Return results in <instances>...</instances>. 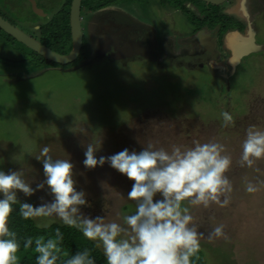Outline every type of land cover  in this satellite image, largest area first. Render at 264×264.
Returning a JSON list of instances; mask_svg holds the SVG:
<instances>
[{
	"label": "rangeland",
	"instance_id": "374dc122",
	"mask_svg": "<svg viewBox=\"0 0 264 264\" xmlns=\"http://www.w3.org/2000/svg\"><path fill=\"white\" fill-rule=\"evenodd\" d=\"M36 1L47 17H51L50 24L43 26L48 29L47 36L66 32L64 11L68 0ZM178 1L182 0H141L136 3L135 11L132 6H125L129 15L140 12L151 21L162 22L167 12L172 13L174 21L178 20L177 14L188 21V16L185 14L186 18L174 7ZM226 5L233 7L230 3ZM204 7L203 3H197L198 19L211 12ZM83 9L86 57L92 50L89 49L92 38L96 40L93 50H101L102 46L115 44L116 38H120L118 34L123 33L98 32L94 37L91 33L93 23L131 22L132 28L136 23L123 9L102 13V16L88 12L86 5ZM0 13L12 18L27 34L37 37L34 32H28L27 27L41 19L28 0H0ZM166 23L163 25L167 27ZM196 23L197 26L201 24L200 21ZM178 25L180 29L186 26L182 19ZM144 33L156 38V32ZM189 33L171 32L184 38ZM259 41L264 42V30L259 32ZM193 44L188 48L193 49ZM11 45L0 46V170L21 169L24 179L35 188L46 179L43 165L35 157L47 145L54 159H68L75 165L77 189L86 193L90 205L83 207L82 212L93 218L106 216V222L126 226L124 216L134 213L136 207L135 201L127 198L133 181L108 163L94 169L86 168L83 161L89 143L98 149L97 157H108L125 148L140 151L152 145L153 149L164 148L171 152L175 146L184 149L197 141L218 142L225 146L224 154L232 159L227 176L233 190L226 206L217 203L207 208L187 205L195 225L203 233L200 250L193 258H202L205 264H264V159L256 160L251 167L246 163L241 166L246 130L253 125L264 130V52L242 64L230 94L227 91L218 95L214 85L206 83L207 74L202 69L189 71L182 67L184 65L161 69L140 61L122 68L98 60L83 72H46L47 69L42 68L51 66V62L17 43L11 51H6ZM9 72L18 73L13 76V83L7 80ZM193 104L196 105L189 111L185 108ZM224 112L233 117L227 126L222 116ZM249 183L257 189L255 192L246 190ZM49 193L45 186L31 197L22 192L17 195L20 202L40 205L53 199ZM20 202L17 205L20 206ZM33 221L39 227L64 224L55 215L33 218ZM219 225L225 226L226 238H209V233ZM99 248L103 252L102 245Z\"/></svg>",
	"mask_w": 264,
	"mask_h": 264
},
{
	"label": "clouds",
	"instance_id": "9594fccd",
	"mask_svg": "<svg viewBox=\"0 0 264 264\" xmlns=\"http://www.w3.org/2000/svg\"><path fill=\"white\" fill-rule=\"evenodd\" d=\"M224 125L233 117L222 113ZM241 166L251 167L256 160L264 159V130L250 126L242 145ZM97 148L89 143L83 164L88 169L110 167L133 181L127 193L136 207L132 214L124 216V225L106 222V216L95 218L85 215L88 207L86 193L77 189L75 165L68 159H54L51 149L45 145L35 157L43 165L45 180L36 185L24 179L20 170H0V264H19L21 244L17 233L9 227V220L17 204L18 192L31 197L45 186L53 199L40 205L20 202V215L29 220L57 216L69 227L79 229L84 237L99 241L107 264H192V257L200 250L203 233L194 223L190 207L207 208L212 203L226 206L233 185L227 176L232 159L224 154L226 148L218 142H195L194 146L171 152L152 145L140 151L127 148L108 157H97ZM248 192L257 189L248 184ZM159 195V199L157 196ZM223 197V200L221 198ZM225 226L219 225L209 233V238H226ZM63 234L56 229L55 236L27 237L23 247L32 248L36 264H58L67 256L62 248ZM63 264H96L90 249L78 251Z\"/></svg>",
	"mask_w": 264,
	"mask_h": 264
},
{
	"label": "flooded vegetation",
	"instance_id": "af4514ba",
	"mask_svg": "<svg viewBox=\"0 0 264 264\" xmlns=\"http://www.w3.org/2000/svg\"><path fill=\"white\" fill-rule=\"evenodd\" d=\"M138 1H135L134 3H130V4L126 3V4H121L119 6H114L113 10L112 9L105 10L104 13L110 14L115 11H119L123 9L126 15L136 20V23L133 24L134 26L133 29L131 27L132 25L131 22L120 24V22L108 21V23L111 26H118V27L116 28V30H112L113 28H111V30H107L106 32H103L104 34L110 35L115 32H123V33L118 34L119 35L118 37L120 38H116L117 42L115 44L110 43L106 47L102 46L101 48L102 51L98 53H97L98 48L97 49L94 48L93 50V47L96 44V40L92 38V45L89 47V49H92L90 50L91 56L89 59H92V62L90 64H87L86 66H81V63L84 60H87L85 59L86 55H84L86 54L85 52L86 49H84L85 43L83 42L81 54L73 63L63 66L59 64L57 66V63L51 62L43 58L44 61L51 62L50 63L51 66L45 65L43 66L42 70L43 69H47L46 71L58 70V71H62L63 73L75 72V71L83 72V69L95 65V61L93 60L95 57H99L102 56V54H104V56L99 58V63L100 62L101 63L104 62L106 64L110 63L114 66L118 64L122 68H126L127 66L130 65L131 66L135 65L134 63H139L140 61L144 64L152 63L161 69L174 65L175 66L184 65L182 67H186V70L189 71L202 69V71L207 74L206 77L204 78L207 81L206 83L214 85L213 88L215 92L217 91L219 92L218 95H224L227 91L228 94H230L231 90L233 89L232 86L234 84L235 79L239 75V71L242 64L253 55L264 52V51H260L257 53H252L242 58L240 64L235 66L233 64L236 63L234 62V55H232V53L230 52L226 41L227 37L235 32L233 36H236L237 34L247 35V38L244 41H241L242 43H246L250 39V34H252V37L254 38V42L257 45L264 46V42L259 41V32L264 30V0H226L221 5L207 4L206 2L200 0H182L175 2L177 6L175 5L174 7L179 8L180 14L182 12L184 15L186 14L189 18L188 21L184 20L183 17H180L179 14H177L178 20L174 21L172 17V13L167 12L166 13L167 16L163 19L162 22H158L157 19H153L151 21L150 19L147 18L146 15L142 16L140 12L132 13L131 15H129L128 14L129 11L127 10L125 5L132 6L134 8L133 10L135 11L137 9V7L135 6H138L136 5ZM232 1L233 2L235 1V4ZM198 2L203 3V5L205 6L204 8H207L208 11L211 10L208 16L200 15L199 17L201 18L198 19V13L196 12L197 11L196 5ZM228 3H230L231 5L233 3L232 5L233 7L227 8L228 6L226 4ZM84 6L85 5L83 0L82 10H84L83 9ZM82 10H81V15L83 16ZM0 15L4 19L9 20L12 24L17 25L12 18L9 19L8 17L2 15L1 13ZM237 16L239 18H237ZM235 18L237 20H235ZM180 19H182L183 23L186 24V26H184V28L182 29H180L178 25V21ZM189 20H191L192 22H190ZM196 21H200L201 24L197 26V23L195 24ZM50 22H51V17L49 16L47 17L45 12V16L41 19V21L36 23L33 22L27 28L29 29L28 32H34L37 35V37H35V35L32 33H29V35L33 36L41 44L50 47L54 51H57L58 47L61 46L60 42L55 41L50 37H48L47 34L45 33L46 30L48 29L43 27L49 25ZM169 22L173 24V27H170ZM163 23H166L167 27L163 25ZM98 32H102V31L97 30V27L94 25L93 32L91 33L95 37L97 36ZM144 32H150V33L156 32L155 33L156 38L153 37V35L149 37ZM171 32H190V33L189 35L186 36V38H184L185 36L176 37L175 36L176 34L173 35L171 34ZM121 35L123 37H121ZM114 40L115 38L113 40L111 39V42H113ZM182 43L184 46L180 45ZM191 43H194L193 45H195L193 49L188 48V46ZM71 44H72V40H71ZM117 51L122 52L119 54V58L115 61L109 60V58L114 56ZM57 52L61 54H68L59 51ZM7 74H8L7 80L10 83H13L14 81L12 80V78L15 74L18 73L9 72ZM194 105L196 104H193L192 106L186 105L185 108H187L189 111V108L193 107Z\"/></svg>",
	"mask_w": 264,
	"mask_h": 264
},
{
	"label": "trees",
	"instance_id": "16d2710c",
	"mask_svg": "<svg viewBox=\"0 0 264 264\" xmlns=\"http://www.w3.org/2000/svg\"><path fill=\"white\" fill-rule=\"evenodd\" d=\"M135 1L137 0H84V5H86L87 8L89 9L88 12L95 13L107 7L109 8V7L119 6L121 4H126V3L130 4V3H134ZM71 2L72 0H68L67 3L68 7L66 11H64L65 20H66L64 27L67 32H56L57 35L50 37L51 39L60 42V45L62 47L58 48L57 51L62 53H68V51H70L72 48L71 32H70ZM15 43L20 44L22 48L27 49L21 43H18L15 39L5 34L4 32H1L0 30V46L11 45V48H6V51L8 50L11 51L13 48V44ZM27 50L33 53L34 55H37L31 50L29 49ZM1 52H5V51H1ZM40 58L43 59L42 57ZM200 112L203 111L200 110ZM13 208L14 211L9 220V227L12 231H15L17 233V238L21 244L20 251L17 253V255L19 256V264H36V256L38 254L34 252L35 245L33 244L32 248L29 249H25L23 247L25 239L27 237L35 238L38 236H44L47 239L49 237L55 236L56 229H60V231L63 234L64 239L62 243V248L64 252L67 253V256H62V259L60 262H58V264H63V261L65 259L70 258L76 252L83 251L85 249L91 250L92 256L96 260V264H107L106 257L104 256V253L101 251V249L97 247L94 241L88 240L86 237H84L83 233L79 229L69 227L66 224L63 225L52 224L48 227H39L34 223L33 219L25 220L22 218L19 211L20 209L19 205L15 204L13 205ZM192 264H205V262L202 260V258L195 259L192 257Z\"/></svg>",
	"mask_w": 264,
	"mask_h": 264
},
{
	"label": "water",
	"instance_id": "95a60500",
	"mask_svg": "<svg viewBox=\"0 0 264 264\" xmlns=\"http://www.w3.org/2000/svg\"><path fill=\"white\" fill-rule=\"evenodd\" d=\"M28 1L31 3L33 12L39 18L42 19L45 16V11L39 7L36 0H28ZM82 1L83 0H72L71 5H70V9H71L70 10V29H71L72 49L70 52H68V54L58 53L57 51L52 50L50 47L41 44L33 36L27 34L20 27L12 24L9 20L4 19L1 15H0V30L3 31L5 34L9 35L10 37H12L13 39H15L18 43H21L27 49L41 56L42 58L47 59L57 64L69 65L73 63L80 56L81 51H82L81 50L82 45L84 42V32H83V27H82V15H81ZM200 1H204L207 4H212V5H221L226 0H200ZM109 9L113 10L114 8L107 7L105 9L99 10L91 14L94 15L97 13L101 15L102 13L105 12V10H109ZM103 23L104 22L101 21V23L97 24V30L106 32L107 30H111V28L118 27V26H111L110 24L103 25ZM234 33L229 35L226 41H227L230 52L232 53V55H234V62L236 63H233V64L235 66L240 64L242 58L252 53L264 51V46L257 45L254 42V38L252 37V34H250V39L248 40V42L242 43L241 41H244L247 38V35L237 34L236 36H233ZM99 37H102V35H100ZM100 51L102 50H97V53ZM120 53L122 52L117 51L116 52L117 55L115 54L116 56L115 55L112 56L111 58H109V60H112V61L117 60L119 58ZM87 54H88L86 58L87 60H84L81 63V66H86L87 64H90L92 62V59H89L90 58L89 56H91L90 52ZM102 56H104V54H102ZM102 56L95 57L93 60L97 61Z\"/></svg>",
	"mask_w": 264,
	"mask_h": 264
},
{
	"label": "crops",
	"instance_id": "0c3cea01",
	"mask_svg": "<svg viewBox=\"0 0 264 264\" xmlns=\"http://www.w3.org/2000/svg\"><path fill=\"white\" fill-rule=\"evenodd\" d=\"M96 14H97V13H96ZM97 17H98V16H97ZM98 23H99V22H97V21H96V22H95V23H93V24H94V25L97 27V24H98ZM105 24H107V25H108V24H109V23H108V21H104L103 25H105Z\"/></svg>",
	"mask_w": 264,
	"mask_h": 264
}]
</instances>
